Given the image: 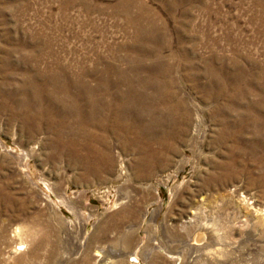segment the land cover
Returning <instances> with one entry per match:
<instances>
[{
    "label": "rangeland",
    "instance_id": "obj_1",
    "mask_svg": "<svg viewBox=\"0 0 264 264\" xmlns=\"http://www.w3.org/2000/svg\"><path fill=\"white\" fill-rule=\"evenodd\" d=\"M99 77L105 131L61 104ZM202 225L219 253L188 247ZM111 246V264H264V0H0V264Z\"/></svg>",
    "mask_w": 264,
    "mask_h": 264
},
{
    "label": "bare ground",
    "instance_id": "obj_2",
    "mask_svg": "<svg viewBox=\"0 0 264 264\" xmlns=\"http://www.w3.org/2000/svg\"><path fill=\"white\" fill-rule=\"evenodd\" d=\"M136 3V2H135ZM141 6V5H140ZM108 8V7H107ZM162 24V23H161ZM227 46V45H226ZM230 54V53H229ZM201 59V58H200ZM47 68V67H46ZM58 77V76H57ZM52 78V77H51ZM55 78V77H54ZM49 79V78H48ZM68 79V78H67ZM66 79V80H67ZM73 79V78H72ZM52 80V79H51ZM64 81V80H63ZM50 83V82H49ZM54 83V82H53ZM64 83V82H63ZM74 83V82H70ZM63 84L61 87V94L66 95L68 99L63 98L62 100V112H71V114L76 116V120L78 122V125L81 124L85 127H94L95 129L98 130H104L106 129L105 125L107 126L106 123H108V117H109V86L107 83L103 82L102 79L99 77V79L96 80V84H94V87L90 86L88 87L87 85H83L84 91L77 90L75 87V84ZM49 86V85H48ZM53 86V85H52ZM60 86V85H59ZM82 86V85H81ZM55 87V86H54ZM58 88V87H55ZM139 88V87H138ZM86 89V90H85ZM50 90V89H49ZM57 90V89H56ZM59 90V89H58ZM54 91V90H53ZM50 93V92H49ZM54 93V92H53ZM52 95V94H51ZM55 95V93H54ZM64 97V96H63ZM55 99V98H54ZM57 99V98H56ZM234 99V98H233ZM55 101V100H54ZM59 101V100H58ZM56 102V101H55ZM57 103V102H56ZM54 110V108H53ZM51 112V111H50ZM40 113V112H39ZM49 113V112H48ZM41 114V113H40ZM56 114V113H55ZM62 114V113H61ZM70 114V113H69ZM47 116V115H46ZM54 116V115H53ZM64 116V115H62ZM72 116V117H73ZM45 118V117H44ZM49 118V117H48ZM52 118V117H51ZM40 119V118H39ZM110 119V118H109ZM47 120V118H46ZM50 120V119H49ZM75 120V121H76ZM56 121V120H55ZM74 121V122H75ZM52 122V121H51ZM111 122V121H109ZM50 123V122H49ZM60 123V122H59ZM64 126V125H62ZM80 126V125H79ZM93 128V130H95ZM81 129V127H80ZM79 129V130H80ZM107 130V129H106ZM109 130V129H108ZM83 131V130H82ZM85 133V132H84ZM89 133V132H88ZM87 133V134H88ZM91 133V132H90ZM89 133V134H90ZM229 133V132H228ZM101 134V133H100ZM87 136V135H86ZM92 136V135H91ZM103 136V135H102ZM228 134H223L222 139L224 142L227 141ZM230 137V136H229ZM95 138V137H93ZM99 139V137H98ZM97 139V140H98ZM226 140V141H225ZM226 146V145H225ZM235 147H237L235 145ZM231 149V148H230ZM230 151V150H229ZM20 162H22V166H25L24 159L27 157V153L25 151H22L18 153ZM226 162V161H225ZM226 162L225 164H227ZM228 165V164H227ZM90 167V166H89ZM40 179L47 185L48 188L52 189L51 184L48 183V181L43 178L42 176ZM35 184V183H33ZM36 185V184H35ZM43 197L46 200V202L49 204V206H54V201H52L47 194L43 193ZM60 202L65 205L71 212L74 214L73 217H75L74 220H76L79 223V226L83 224L84 221H87L88 218H90V215L88 217L84 216V213L82 210L74 206L67 197L65 196H59ZM245 204V203H244ZM195 211V210H194ZM200 211V210H199ZM195 213V212H194ZM153 215L151 216L152 219L155 218L156 212L152 213ZM16 215V214H15ZM18 215V214H17ZM243 215H246V213H243ZM247 216V215H246ZM195 217H198L196 215ZM245 218V216H244ZM243 218V219H244ZM248 218V217H247ZM196 219V218H195ZM195 219L190 218V221H193ZM246 219V218H245ZM247 220V219H246ZM73 221V220H71ZM242 221V220H241ZM248 221V220H247ZM241 223V222H240ZM86 224V223H85ZM78 226V224H77ZM83 226V225H82ZM80 228V227H79ZM84 229V228H83ZM85 230V229H84ZM89 230V229H88ZM15 232V231H14ZM72 232V231H71ZM85 232V231H84ZM16 233L18 235L20 234L19 230H16ZM217 232L214 230H210L209 227L203 226L198 229L190 239V241L187 243L188 247L192 252L197 255V252L201 251H214L215 253H219L221 249H218L214 245V241L211 238H216L217 237ZM88 234V233H86ZM219 234V233H218ZM68 236L70 237L69 242L71 243V248L70 251L66 250L64 253L66 256H69L72 253H77L79 252L82 248L85 247V236H83V232L78 229V231L75 234H72L69 232ZM252 236V235H251ZM254 236V235H253ZM252 236V237H253ZM249 237V236H248ZM217 239V238H216ZM250 239V237H249ZM67 240V241H68ZM246 240V239H245ZM218 241V240H217ZM220 241V240H219ZM254 241V240H253ZM256 241V239H255ZM242 242V241H241ZM251 242V241H249ZM65 243V242H64ZM219 243V242H218ZM23 244V245H22ZM22 246L20 248H15L16 250H24L26 246L22 242ZM186 244V243H185ZM221 244V243H220ZM241 245V244H240ZM156 246V245H155ZM257 246V245H256ZM65 247V246H64ZM159 248V246H156ZM67 248V249H68ZM157 248V249H158ZM222 248V246H221ZM224 248V247H223ZM258 249V248H257ZM159 251L164 252L168 255L170 258H176L178 256L172 255L168 250H164L162 248L159 249ZM260 251V250H259ZM81 252V251H80ZM149 252V251H148ZM96 255L98 256V259L96 261V264H111V259L112 258H121L124 256V251L121 249H115L111 247L103 248V249H98L96 252ZM210 253V252H209ZM259 253V252H258ZM260 254V253H259ZM262 254V253H261ZM64 255V254H63ZM151 255V254H150ZM200 255V254H199ZM258 255V254H257ZM130 256V255H129ZM189 256V255H188ZM192 256V255H191ZM146 257H149V253H147ZM199 257V256H198ZM67 258V257H66ZM65 258V260H66ZM145 258V257H144ZM193 259V256L191 257ZM195 258V257H194ZM197 258V256H196ZM195 258V259H196ZM64 259V258H63ZM64 260V261H65ZM190 260V259H189ZM63 261V260H60ZM132 261H139V258L137 255H132ZM156 261V260H155ZM82 262V261H81ZM155 263V262H154ZM153 263V264H154ZM62 264V262H61Z\"/></svg>",
    "mask_w": 264,
    "mask_h": 264
}]
</instances>
